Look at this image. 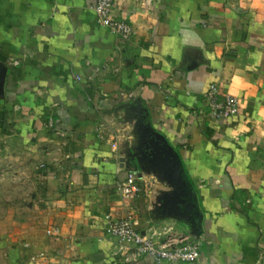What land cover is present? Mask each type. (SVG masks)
I'll use <instances>...</instances> for the list:
<instances>
[{"label": "crops", "instance_id": "crops-1", "mask_svg": "<svg viewBox=\"0 0 264 264\" xmlns=\"http://www.w3.org/2000/svg\"><path fill=\"white\" fill-rule=\"evenodd\" d=\"M94 2L0 0V264H123L106 215L264 264V0H113L127 41ZM212 84L236 116L211 118Z\"/></svg>", "mask_w": 264, "mask_h": 264}, {"label": "built area", "instance_id": "built-area-1", "mask_svg": "<svg viewBox=\"0 0 264 264\" xmlns=\"http://www.w3.org/2000/svg\"><path fill=\"white\" fill-rule=\"evenodd\" d=\"M113 0H95L90 6L94 13L97 25L110 33L118 35L123 41L129 40L133 35L132 27L124 22L112 18ZM205 105L211 118L215 121H225L238 114L237 99L230 94H221L219 87L212 84L204 94ZM47 128L55 131L53 122H47ZM110 148L114 151L116 143ZM141 188L134 174H128L126 181L116 186V193L122 199H131L137 196ZM106 233L119 243L117 254L123 264H135L142 258H148L155 264L161 263H186L195 264L200 258L201 242L190 240L186 236L168 237L163 242H155L151 237H146L133 228L132 217L129 215L121 219L105 216ZM57 230L47 231V235L54 236Z\"/></svg>", "mask_w": 264, "mask_h": 264}]
</instances>
